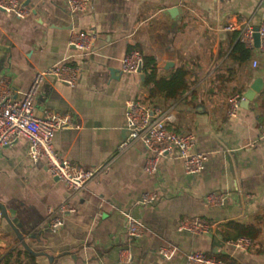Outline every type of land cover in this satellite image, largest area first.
<instances>
[{
    "label": "crops",
    "instance_id": "0c3cea01",
    "mask_svg": "<svg viewBox=\"0 0 264 264\" xmlns=\"http://www.w3.org/2000/svg\"><path fill=\"white\" fill-rule=\"evenodd\" d=\"M19 1L30 12L25 19L0 10V78L17 97L48 68H79L75 87L55 78L43 81L36 114H72L76 127L56 133V150L78 166L104 171L71 194L44 160L29 158L27 139L4 148L0 264L16 249L28 250L38 264H120L124 249L133 256L131 264H187L195 251L236 264H264L261 248L236 249L227 238L236 233L227 227L235 221L259 228L257 241L264 246V56L251 50L248 63L236 62L238 35L225 30L237 20L263 22L264 0H92L83 14H72L66 0ZM80 31L97 37L89 53L69 45L71 34ZM132 47L155 59L157 80L183 68L188 82L196 84L178 101L152 96L146 76L143 81L123 72ZM256 58L260 63L254 68ZM256 81L262 92L230 117L229 98L244 96ZM134 99L171 108L170 128L194 133L195 151L209 156L204 172L188 175L181 159L166 156L150 175L145 166L152 153L142 143L120 150L128 137L127 102ZM145 193L158 199L144 204ZM213 193L226 195V203L210 205ZM64 202L76 211L60 212ZM55 217L64 225L52 230L48 224ZM128 217L144 226L142 238L128 235ZM197 217L212 224L210 233L178 231L182 220ZM162 247L176 248V256L162 258Z\"/></svg>",
    "mask_w": 264,
    "mask_h": 264
},
{
    "label": "built area",
    "instance_id": "2783aa9c",
    "mask_svg": "<svg viewBox=\"0 0 264 264\" xmlns=\"http://www.w3.org/2000/svg\"><path fill=\"white\" fill-rule=\"evenodd\" d=\"M72 14L86 13L92 0H66ZM0 10L13 14L19 19H25L29 15L19 0H0ZM226 31L237 33L238 40L249 50L257 51L264 56V21L258 25L250 21H235L229 23ZM256 34L259 35L260 45L256 47ZM96 35L84 31L73 32L69 45L78 51L89 53L96 42ZM259 60H253V67L259 66ZM143 55L135 50L130 52L123 60V72L140 75L143 71ZM80 75V69L67 65L53 66L35 75L29 89L17 97L11 85L0 78V152L14 145L20 138L28 141V156L34 162L44 160L50 175L64 183L71 194L83 190L96 177L104 171L103 167L85 169L72 163L59 154L55 148L54 138L56 133L76 127L75 120L70 113L46 112L42 116L36 114L34 104L38 90L47 78H55L61 83L75 87ZM245 100L243 95H234L229 98L228 115L235 117ZM127 129L128 137L120 145L123 151L136 142L142 143L152 156L147 160L145 172L155 175L158 171L160 160L166 156L177 157L182 160L186 174L196 176L204 172L209 156L195 151L197 144L196 135L192 132H177L170 128L174 122L171 108H164L151 101L134 99L127 102ZM264 139V127L261 132ZM158 199L155 193L143 195L144 204H153ZM212 206H223L227 201L224 194H210L207 198ZM62 213H74L76 210L68 202L59 207ZM52 214L54 210L51 208ZM64 225L61 218H53L48 227L57 230ZM212 230V224L205 218L182 220L178 231L194 235L208 234ZM128 235L140 239L145 234L144 226L132 217L127 218ZM229 244L243 251L251 248V241L247 238L231 240ZM174 247H162L159 255L165 259L176 256ZM133 256L128 249L119 253L120 264H131ZM187 264H226L217 257L205 252L195 251L187 255Z\"/></svg>",
    "mask_w": 264,
    "mask_h": 264
},
{
    "label": "trees",
    "instance_id": "16d2710c",
    "mask_svg": "<svg viewBox=\"0 0 264 264\" xmlns=\"http://www.w3.org/2000/svg\"><path fill=\"white\" fill-rule=\"evenodd\" d=\"M139 50L137 47H132L131 51ZM140 51V50H139ZM234 60L238 63H248L252 58V51L247 49L244 44L238 42L233 50ZM143 72L146 76L148 86L152 88V96L163 95L166 100L178 101L183 99L192 87L196 84L190 83L187 80V72L183 68L176 69L170 78L157 80L156 61L152 57H144ZM194 96V95H193ZM192 96V98H193ZM191 97V95H190ZM227 227L235 231L234 235L227 236L231 240H238L240 238H247L251 241V248L259 247L264 254V246L258 243L260 235L259 228L253 225H244L239 222H229ZM250 248V249H251ZM226 264H236V262L229 257H217ZM1 264H38L36 257L25 249L13 250Z\"/></svg>",
    "mask_w": 264,
    "mask_h": 264
},
{
    "label": "water",
    "instance_id": "95a60500",
    "mask_svg": "<svg viewBox=\"0 0 264 264\" xmlns=\"http://www.w3.org/2000/svg\"><path fill=\"white\" fill-rule=\"evenodd\" d=\"M170 13L173 16H176L178 15L179 12L177 9H173V10H170ZM259 45H260V38H259V35L256 34V47L258 48ZM173 66L174 64L173 62H171L167 64L166 68H170ZM139 72H140L142 80L145 81V75L143 74V71L140 70ZM262 90L263 88L259 81H256L254 84H252V86L244 94L245 100L242 102V106L248 107L249 104L255 100L256 96L262 92ZM198 108L199 110L202 109L203 105H199Z\"/></svg>",
    "mask_w": 264,
    "mask_h": 264
}]
</instances>
